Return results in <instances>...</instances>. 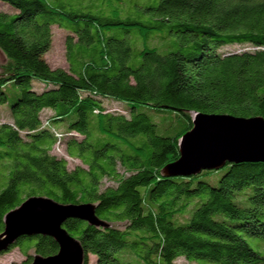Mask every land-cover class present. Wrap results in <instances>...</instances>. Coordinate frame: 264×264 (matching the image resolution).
Here are the masks:
<instances>
[{
	"label": "trees",
	"instance_id": "trees-1",
	"mask_svg": "<svg viewBox=\"0 0 264 264\" xmlns=\"http://www.w3.org/2000/svg\"><path fill=\"white\" fill-rule=\"evenodd\" d=\"M0 3L13 11L0 10V105L10 115L0 122V233L8 211L41 195L94 203L109 224L64 222L84 264L89 255L94 264H264V162L190 176L162 171L179 157L195 113L264 118V0ZM53 26L65 32L67 69L45 59ZM117 30L126 39L112 38ZM232 44L244 47L221 51ZM107 99L124 109L106 108ZM60 143L81 165L52 153ZM104 178L113 184L102 186ZM13 247L26 255L16 264H30L29 250L58 249L31 235L0 254Z\"/></svg>",
	"mask_w": 264,
	"mask_h": 264
},
{
	"label": "water",
	"instance_id": "water-1",
	"mask_svg": "<svg viewBox=\"0 0 264 264\" xmlns=\"http://www.w3.org/2000/svg\"><path fill=\"white\" fill-rule=\"evenodd\" d=\"M264 162V118L195 113L192 127L179 140V157L163 167L165 176H190L217 170L226 163ZM76 218L91 225L109 227L96 215L94 203H61L47 196L25 198L4 215L0 252L20 236L52 238L57 252L34 254L30 264H84L80 242L63 227Z\"/></svg>",
	"mask_w": 264,
	"mask_h": 264
},
{
	"label": "rangeland",
	"instance_id": "rangeland-1",
	"mask_svg": "<svg viewBox=\"0 0 264 264\" xmlns=\"http://www.w3.org/2000/svg\"><path fill=\"white\" fill-rule=\"evenodd\" d=\"M107 1H115V0H107ZM123 1H127L128 4L130 5L131 1H149V0H123ZM154 1H158V0H154ZM128 4H125V8L126 10L128 9V11H131L130 9H133V17H137L138 16V12L136 10L138 9H134L132 6H128ZM133 5V4H132ZM0 10L1 11H6L9 13H12V9L7 5V4H3L0 3ZM114 13L113 12H109L108 15L109 16H113ZM52 45L51 48L49 49V51L46 53L45 55V59L46 61L50 64L51 67H61V68H68V60H67V50H66V43H65V32L57 27V26H53L52 27ZM111 36L112 38H115L117 40L119 39H126V35H124L123 31L117 30V31H112L111 32ZM163 43L165 41H162ZM154 44H157V41H151L149 42L148 46H155ZM137 47L141 46V43L138 41L137 42ZM135 47V45H134ZM147 47V46H146ZM244 47V45H239V44H232V45H224L221 48V51L223 52H232V51H237L239 49H242ZM148 48V47H147ZM136 48H134L135 50ZM5 60V56L3 55V53L0 51V63H2ZM34 87L38 90H40L43 87V84L40 82H35L34 83ZM7 93L10 94V90H7ZM104 105L106 108H115V109H124L123 104L122 103H118L117 101L113 100V99H107L104 100ZM154 111H149V114H152V118L154 117L153 115ZM51 114V111L49 109H44L41 112V118L43 120H46V118ZM10 120V115H9V111L6 108V106H2L0 105V122H5V121H9ZM56 130L61 131L62 133H67V129L64 125H59L57 127H55ZM72 134H75L74 132H71ZM76 135V134H75ZM78 137V135H76ZM65 137V136H64ZM67 137V136H66ZM52 153L56 154L57 156H62L67 160V165L69 168H72L76 165H81V161L77 158H73L67 155V153L65 152V145L64 143H60V144H56L53 148H52ZM120 172L122 171L121 168H119ZM215 179V178H214ZM210 180L212 183H215V181ZM113 184V182L110 179L104 178L102 179V186H106V185H111ZM114 225L116 227H122V223H114ZM250 245L252 247L257 248L258 247V242L257 241H249ZM261 251L264 252V244H262ZM29 253L33 256V251L29 250ZM31 256V257H32ZM26 259V255H24L21 250L18 247H13L8 251H4L3 253L0 254V264H16V263H20L23 260ZM94 256L89 255V262L88 264H94ZM177 262L180 264H197L194 262H188L186 261L184 258H179L177 259Z\"/></svg>",
	"mask_w": 264,
	"mask_h": 264
}]
</instances>
